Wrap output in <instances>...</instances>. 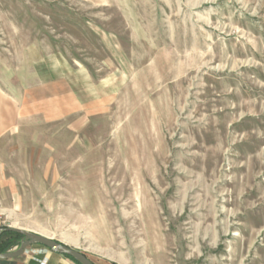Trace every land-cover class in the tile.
Returning <instances> with one entry per match:
<instances>
[{
  "label": "rangeland",
  "instance_id": "374dc122",
  "mask_svg": "<svg viewBox=\"0 0 264 264\" xmlns=\"http://www.w3.org/2000/svg\"><path fill=\"white\" fill-rule=\"evenodd\" d=\"M0 100L1 227L264 264V0H0Z\"/></svg>",
  "mask_w": 264,
  "mask_h": 264
},
{
  "label": "water",
  "instance_id": "95a60500",
  "mask_svg": "<svg viewBox=\"0 0 264 264\" xmlns=\"http://www.w3.org/2000/svg\"><path fill=\"white\" fill-rule=\"evenodd\" d=\"M3 231H14L21 233L23 237L20 239L18 245L4 252H0V260L12 259L21 256L25 253L26 249L35 244H41L53 252L64 255H69L81 264H94L89 256L83 251L76 249L67 243L54 239L42 233L26 230L19 227H1L0 234Z\"/></svg>",
  "mask_w": 264,
  "mask_h": 264
},
{
  "label": "crops",
  "instance_id": "0c3cea01",
  "mask_svg": "<svg viewBox=\"0 0 264 264\" xmlns=\"http://www.w3.org/2000/svg\"><path fill=\"white\" fill-rule=\"evenodd\" d=\"M37 246L38 245H32L28 247L25 253L21 256L0 260V264H39L40 261H44L46 264H77L73 259L64 254L53 252L47 247L39 248ZM93 263L99 264L96 262Z\"/></svg>",
  "mask_w": 264,
  "mask_h": 264
},
{
  "label": "trees",
  "instance_id": "16d2710c",
  "mask_svg": "<svg viewBox=\"0 0 264 264\" xmlns=\"http://www.w3.org/2000/svg\"><path fill=\"white\" fill-rule=\"evenodd\" d=\"M11 236H15V239H11ZM23 237L21 233L14 232V231H3L0 234V252L7 251L9 249H12L14 246L18 245L20 242V239ZM41 245V244H39ZM43 246V245H42ZM73 259L77 264H81L78 261H76L74 258H72L69 255H66Z\"/></svg>",
  "mask_w": 264,
  "mask_h": 264
},
{
  "label": "built area",
  "instance_id": "2783aa9c",
  "mask_svg": "<svg viewBox=\"0 0 264 264\" xmlns=\"http://www.w3.org/2000/svg\"><path fill=\"white\" fill-rule=\"evenodd\" d=\"M0 228H1V221H0ZM39 264H46L44 261H40Z\"/></svg>",
  "mask_w": 264,
  "mask_h": 264
}]
</instances>
